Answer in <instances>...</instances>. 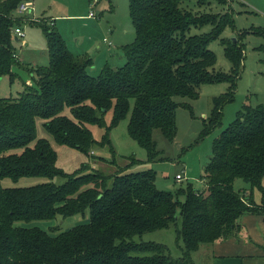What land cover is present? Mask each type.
Masks as SVG:
<instances>
[{
	"label": "trees",
	"instance_id": "obj_1",
	"mask_svg": "<svg viewBox=\"0 0 264 264\" xmlns=\"http://www.w3.org/2000/svg\"><path fill=\"white\" fill-rule=\"evenodd\" d=\"M22 1L0 0V76L8 75L10 81L18 64L13 27L21 21L12 12ZM182 1L186 0H128L134 39L122 46L125 63L115 70L105 64L97 75L87 71L92 59L72 53L54 24L29 21L44 33L48 64L28 67L33 83L16 96L0 97V264H194L192 254L201 245L230 235L243 213L264 214V197L256 204L245 190L233 188L234 180L241 178L251 188L263 189L262 104H243L214 138L200 175L202 190L191 182L174 193L160 190L153 169L126 171L140 163L133 156L114 173L96 169L90 161L66 172L56 165L57 153L49 140L36 136V118H40L56 143L87 156L95 147L106 148L111 161L94 158L114 164L110 131L129 115L127 133L146 150L144 163H150L158 155L153 131L158 129L172 140L177 107L190 109L189 103L174 97L194 99L201 84L226 82V91L212 98L201 135L219 126L224 106L235 98L243 66L240 38L248 32L264 35V27L243 30L233 39L220 38L230 68L214 70L216 55L209 43L233 25V19L229 13L193 12L180 6ZM208 23L209 32L189 33L191 27ZM108 111L112 115L107 123ZM93 125L103 128L100 139L93 136ZM21 177L47 180L28 186L1 185L4 178L17 183ZM86 211L87 221L55 234L18 225L56 215L84 216ZM178 216L177 238L183 242L179 257H172L162 243L133 239L168 228Z\"/></svg>",
	"mask_w": 264,
	"mask_h": 264
},
{
	"label": "rangeland",
	"instance_id": "obj_2",
	"mask_svg": "<svg viewBox=\"0 0 264 264\" xmlns=\"http://www.w3.org/2000/svg\"><path fill=\"white\" fill-rule=\"evenodd\" d=\"M196 0H186L180 6L193 12L229 13L233 19V25H227L219 36L209 43L216 55L214 70L228 71L230 62L225 57L220 38H235L241 35V31L254 27H264V0H226L225 3L217 0H209L206 4H197ZM92 13L89 18L87 14ZM15 19H21L18 24L23 31L24 37H17L12 41L15 58L18 64L13 66L14 78L10 81L8 75L0 76V97L16 96L26 84H32L33 78L28 72V67L48 64L46 51V40L39 25L29 24L30 20L40 21L51 25L53 22L61 32L64 39L73 52L87 54L93 62V69L100 70L105 63L112 67H119L125 63L122 46L134 39V28L130 22L128 13V0H32V9L28 12L13 10ZM14 25V26H15ZM211 24H204L201 27H191L190 34L209 32ZM13 37L15 35L13 34ZM106 38L111 42L110 48L103 47L101 40ZM243 44V66L237 80L235 98L223 108L221 124L205 135H201L203 122L209 117L212 98L223 93L227 89L226 82L205 83L198 88L199 95L194 99L175 96L177 102H187L190 109L177 107L176 109V134L172 140L165 138L156 129L153 131V139L158 149L156 159L150 163L146 161V150L140 146L127 133L128 117L121 120L118 125L110 131V140L114 147L115 163L111 154L106 148L95 147L91 150V156L85 155L80 150L56 143L50 134L45 130L42 120L36 118V136L49 140L57 153L56 165L66 172H71L79 167L82 162H89L96 169L105 173L117 172L118 167H124L130 162V157L140 160L126 171L144 170L151 168L156 172L155 186L160 190L174 193L179 187L191 182L194 187L204 189L200 179L205 164L211 156L212 142L221 130L226 127L235 117L236 111L243 104H262L264 106V35L252 32L246 33L240 38ZM45 52V53H44ZM66 114L69 115L68 109ZM111 111H108L104 119L108 123L111 118ZM92 134L100 139L103 128L93 125ZM95 156H103L107 160H96ZM181 173L183 178L176 179V174ZM47 178L21 177L17 183L10 178L1 180L3 187L28 186L38 182L46 181ZM58 183L60 178H54ZM249 187V184L241 178L233 182V188L242 191ZM182 199V196L179 197ZM88 220V211L85 215H75L62 218L56 215L48 220L21 221L18 225L25 227H39L50 234L66 230L72 226ZM181 219L177 220L168 228L145 232L133 237L136 241H155L167 246L172 257H179L182 254L183 242L177 238V231L180 229ZM195 264V252L192 254Z\"/></svg>",
	"mask_w": 264,
	"mask_h": 264
},
{
	"label": "crops",
	"instance_id": "obj_3",
	"mask_svg": "<svg viewBox=\"0 0 264 264\" xmlns=\"http://www.w3.org/2000/svg\"><path fill=\"white\" fill-rule=\"evenodd\" d=\"M89 15L90 13L87 14L88 18ZM51 24H53V22H51ZM57 30L62 35V32L58 28ZM65 42L72 53L82 55L73 52L66 40ZM101 43L103 47L107 46L110 48L107 41H104V38H102ZM103 66L100 67V70ZM91 69H93V67H91ZM100 70L95 69L93 71L90 70V72H97L98 74ZM131 171H133L132 168ZM261 186L263 189L257 187H245L246 189H244L245 194H249L256 204H260L262 202V197H264V176L261 180ZM238 224V227L230 235L212 244L201 245L199 249L195 251V264H264V214L243 213L238 219Z\"/></svg>",
	"mask_w": 264,
	"mask_h": 264
},
{
	"label": "built area",
	"instance_id": "obj_4",
	"mask_svg": "<svg viewBox=\"0 0 264 264\" xmlns=\"http://www.w3.org/2000/svg\"><path fill=\"white\" fill-rule=\"evenodd\" d=\"M32 9V0H23L18 4L16 7V10L19 12H28ZM89 16H93V14L90 12ZM13 34L15 37H24V31L19 25H15L13 27ZM104 41H107L109 45H111V42L108 41L106 38H104ZM183 178V175L181 173L176 174V179Z\"/></svg>",
	"mask_w": 264,
	"mask_h": 264
},
{
	"label": "water",
	"instance_id": "obj_5",
	"mask_svg": "<svg viewBox=\"0 0 264 264\" xmlns=\"http://www.w3.org/2000/svg\"><path fill=\"white\" fill-rule=\"evenodd\" d=\"M14 39H15V40H18V38H17V37H15ZM113 70H115V67H113Z\"/></svg>",
	"mask_w": 264,
	"mask_h": 264
}]
</instances>
